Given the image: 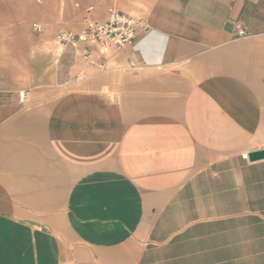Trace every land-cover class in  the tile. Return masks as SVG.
Returning a JSON list of instances; mask_svg holds the SVG:
<instances>
[{
  "label": "crops",
  "instance_id": "crops-1",
  "mask_svg": "<svg viewBox=\"0 0 264 264\" xmlns=\"http://www.w3.org/2000/svg\"><path fill=\"white\" fill-rule=\"evenodd\" d=\"M260 149L264 0H0V264H264Z\"/></svg>",
  "mask_w": 264,
  "mask_h": 264
},
{
  "label": "built area",
  "instance_id": "built-area-1",
  "mask_svg": "<svg viewBox=\"0 0 264 264\" xmlns=\"http://www.w3.org/2000/svg\"><path fill=\"white\" fill-rule=\"evenodd\" d=\"M39 28L35 25V29ZM139 21L132 16L111 8L105 21L86 20L83 28L78 33L70 31H58L56 41L62 46H70L77 49L84 57L90 56V45L98 47L100 55L106 54L110 49H118L131 44L137 33L145 29ZM248 158V154H242Z\"/></svg>",
  "mask_w": 264,
  "mask_h": 264
},
{
  "label": "water",
  "instance_id": "water-1",
  "mask_svg": "<svg viewBox=\"0 0 264 264\" xmlns=\"http://www.w3.org/2000/svg\"><path fill=\"white\" fill-rule=\"evenodd\" d=\"M261 158H264V149L251 151L248 154L249 160H256V159H261Z\"/></svg>",
  "mask_w": 264,
  "mask_h": 264
}]
</instances>
